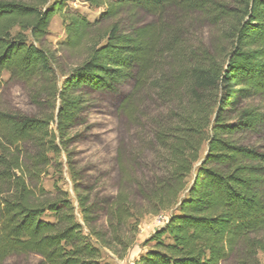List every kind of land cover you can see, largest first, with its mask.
Segmentation results:
<instances>
[{
	"label": "trees",
	"instance_id": "1",
	"mask_svg": "<svg viewBox=\"0 0 264 264\" xmlns=\"http://www.w3.org/2000/svg\"><path fill=\"white\" fill-rule=\"evenodd\" d=\"M84 2L102 9L97 19L69 9L67 0H0V86L7 73L36 89L33 100L43 95L47 107L24 115L0 99V264L19 255L37 264H107L106 251L123 259L139 220L161 212H170L167 221L133 264H264V151L238 138L264 123V110L245 103L264 104V0ZM127 8L157 21L99 29ZM55 15L65 46L83 55L61 81L44 45ZM198 31L204 38L195 42ZM129 82L157 110L142 123L134 105L126 110L147 155L119 147V185L103 203L105 235L90 225L93 202L78 196L84 227L67 193L57 186L51 193L43 179L85 96Z\"/></svg>",
	"mask_w": 264,
	"mask_h": 264
},
{
	"label": "rangeland",
	"instance_id": "2",
	"mask_svg": "<svg viewBox=\"0 0 264 264\" xmlns=\"http://www.w3.org/2000/svg\"><path fill=\"white\" fill-rule=\"evenodd\" d=\"M69 9L84 14L87 19L93 21L102 12L101 8H90L84 0H67ZM168 12L166 18L171 19ZM119 21L124 31L130 28L144 26L157 21L141 10L132 8L124 9L116 19L103 21L99 29L106 28L112 22ZM207 36L213 44L217 39L210 27L206 30ZM204 32L196 33V40L204 38ZM65 31L59 15L52 17L48 26L44 45L54 54L55 62L53 70L58 80L68 73L72 67L79 64L83 55L81 52L71 50L64 44ZM167 60V59H165ZM5 81L0 86V99L5 109L24 115H42L47 111L43 104V95L34 99L36 89L8 79V74L2 75ZM246 104H256L259 110H264V104L260 99L246 100ZM130 105L136 109L137 120L142 123L144 117L151 118L157 110L144 92H131V83L121 85L115 91H103L89 93L85 96L84 107L80 114L77 125L66 133L65 148L61 155L53 162L48 170V175L43 179L46 190L54 193L55 187L65 191L68 198L75 206L77 220L84 226L81 211L78 207V196L87 203L93 202L94 207L89 214L94 221L90 225L106 235L108 232L106 215L103 212V203L113 196L119 185L120 172L117 167V152L120 146L128 148L132 156L143 157L146 152L139 150L140 130L132 122L126 110ZM141 118V120H140ZM243 144L264 151V123L259 125L255 131L246 132L238 137ZM125 148V147H124ZM188 179H191V175ZM264 192V184L262 185ZM170 212H161L158 215L146 214L138 222V230L135 242L127 251L123 259L104 252V262L107 264H133V261L144 254L151 243L144 244L145 240L154 234L156 230L163 227ZM47 220H53V216H44ZM38 259L33 256L19 255L12 257L7 264H37ZM224 264H234L228 261Z\"/></svg>",
	"mask_w": 264,
	"mask_h": 264
}]
</instances>
